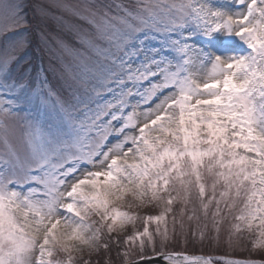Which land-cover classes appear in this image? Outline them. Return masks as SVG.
<instances>
[{"label": "snow or ice", "instance_id": "snow-or-ice-1", "mask_svg": "<svg viewBox=\"0 0 264 264\" xmlns=\"http://www.w3.org/2000/svg\"><path fill=\"white\" fill-rule=\"evenodd\" d=\"M56 7L105 47L85 34L80 49L61 48L74 61L61 67L71 81L63 99L20 55L31 42L29 8L41 18L47 9L0 0V264H77L76 253L107 250L105 233L135 222L124 204L145 202L163 211L124 240L158 246L161 264H211L166 251L167 227L149 231L174 203L190 220L210 216L217 240L231 217L230 243L255 231L253 246L264 247V0ZM131 254L122 251L123 264H139Z\"/></svg>", "mask_w": 264, "mask_h": 264}, {"label": "rangeland", "instance_id": "rangeland-1", "mask_svg": "<svg viewBox=\"0 0 264 264\" xmlns=\"http://www.w3.org/2000/svg\"><path fill=\"white\" fill-rule=\"evenodd\" d=\"M25 2L29 3L30 5H34L39 3L47 9V15L43 18L36 15L32 8H29V15L31 18V27H30V45L32 50L20 53V55L24 58V61L27 62L25 66H30L33 69V75L39 69H43L44 73L47 75L49 83L52 85L54 92H56L61 98L69 99V92L70 89L68 85L71 81L68 79V75L61 71V67L65 61L68 63H74L69 57L65 56L61 48L72 47L76 49H80L81 45L77 44L75 41L78 36L88 35L95 40V43L100 45L101 47H105L102 41L96 40V32L91 26L81 20L76 19L71 14L61 10L60 8L56 7L58 4H65V3H72L75 4L78 0H25ZM104 3H110L111 0H103ZM120 2V0H117ZM123 2L127 3L128 0H123ZM34 49V50H33ZM33 51V55H32ZM92 60H96L97 57L89 52ZM23 63V61H22ZM13 70L15 71L16 65L13 64ZM23 116V113L20 114ZM13 144L18 145L19 141L16 138L12 140ZM2 147V146H0ZM143 206H148L150 209L145 210L143 216H141L136 209L142 208ZM158 207V209H153L154 207ZM123 208L128 207L127 204L122 206ZM182 207L179 203H174L172 205L173 211L166 214L165 220L160 222L157 225V222L150 221L147 222V226L150 232L155 233L156 228L159 226L161 230L167 227L169 232V237L173 247L178 249H185L187 250L188 247H191L192 244L195 245L196 248H210L213 247H225L228 249H233L234 251L242 246L245 249L246 246H250L251 250L254 252L252 253V257L254 258H263L264 257V247H259L260 252L253 247L254 240L257 239V233L254 231L249 233L247 231L233 234L232 235V242H229V232L231 224L235 223V221L229 217L224 219L223 222L220 224V231H219V239L216 238V232L213 228L211 217L205 221L203 215L200 212H197V216L200 219H188V214H184L183 216L180 213V208ZM164 205L162 203L153 202L148 203L145 202L142 205H133L129 207L126 211H133V214L137 216L135 220L134 232H131L132 223L128 224L124 229L125 236L132 235L135 232H142L145 226L144 217L149 215H159L163 211ZM191 208V205H189ZM173 217L176 219L175 225L173 224ZM144 224H140V226H136L137 220H142ZM181 224L183 227H181ZM140 227V228H139ZM175 227V235H173V228ZM139 228V229H138ZM201 232H203V239H201ZM178 237L181 241H176L175 238ZM251 237V238H250ZM125 238V237H124ZM122 238V239H124ZM159 238L157 237V240ZM103 241V239H102ZM101 241V243H102ZM191 241V242H190ZM145 243H148L145 240ZM191 244V245H190ZM203 244H206V246ZM148 245H151L148 243ZM117 246V245H116ZM139 246V239L134 241L132 244L125 243L123 245V249L128 248L131 250V256H134L138 251ZM171 246V245H170ZM256 250V251H255ZM248 251V250H244ZM244 251L242 255H244ZM76 262L79 264L81 259H85L88 256V250L85 249L82 253H76ZM98 255V253H96ZM241 255V256H242ZM130 256V257H131ZM100 259V257H99ZM104 263V259H102ZM108 262V258L105 259ZM115 262H113L114 264Z\"/></svg>", "mask_w": 264, "mask_h": 264}, {"label": "trees", "instance_id": "trees-1", "mask_svg": "<svg viewBox=\"0 0 264 264\" xmlns=\"http://www.w3.org/2000/svg\"><path fill=\"white\" fill-rule=\"evenodd\" d=\"M204 245L206 246V244H203V246ZM122 249H123V245L115 246L114 242H108V249L107 250L103 249L100 259L98 256H91V257L88 256L86 259H90L91 264H106L105 259L108 258L107 264H113V262H118L123 260V257L121 255ZM102 259H104V263L102 262L103 261Z\"/></svg>", "mask_w": 264, "mask_h": 264}, {"label": "water", "instance_id": "water-1", "mask_svg": "<svg viewBox=\"0 0 264 264\" xmlns=\"http://www.w3.org/2000/svg\"><path fill=\"white\" fill-rule=\"evenodd\" d=\"M134 261H139V264H161V261L159 260L158 255L140 258V259H136ZM186 263L189 264L190 262H185V264Z\"/></svg>", "mask_w": 264, "mask_h": 264}, {"label": "bare ground", "instance_id": "bare-ground-1", "mask_svg": "<svg viewBox=\"0 0 264 264\" xmlns=\"http://www.w3.org/2000/svg\"><path fill=\"white\" fill-rule=\"evenodd\" d=\"M201 264H202V262H201Z\"/></svg>", "mask_w": 264, "mask_h": 264}]
</instances>
